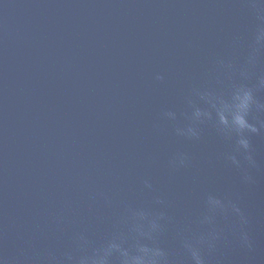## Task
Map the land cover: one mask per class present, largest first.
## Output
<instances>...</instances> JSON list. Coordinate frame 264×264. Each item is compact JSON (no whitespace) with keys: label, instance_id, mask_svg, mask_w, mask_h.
I'll return each instance as SVG.
<instances>
[{"label":"water","instance_id":"obj_1","mask_svg":"<svg viewBox=\"0 0 264 264\" xmlns=\"http://www.w3.org/2000/svg\"><path fill=\"white\" fill-rule=\"evenodd\" d=\"M261 29L264 0H0V264H264Z\"/></svg>","mask_w":264,"mask_h":264},{"label":"clouds","instance_id":"obj_2","mask_svg":"<svg viewBox=\"0 0 264 264\" xmlns=\"http://www.w3.org/2000/svg\"><path fill=\"white\" fill-rule=\"evenodd\" d=\"M258 42H264V29H261L257 35ZM163 77L158 76L157 79H162ZM264 83V81H262ZM254 102L252 91L249 89L241 88L237 90L233 97V102L231 104H222V106L217 110V115L219 119V124L223 127L224 130L229 132H234L238 137V145L247 151L250 148L249 139L247 138L246 133H255L258 129L253 126L248 120V114L250 112L251 106ZM199 110L196 112L197 116H200ZM192 135H196L193 129L188 130ZM248 160L251 162L252 157L249 155ZM234 163H239L235 157H232ZM210 203L213 205L222 206L221 201L211 200ZM237 212L240 210L235 209ZM155 227V226H154ZM243 240L248 241L246 234L243 235ZM118 248L117 245L113 244L108 250L104 257L94 259L92 264H107V255L110 254L111 249ZM142 255L132 257L130 260L127 259V252H124L123 255L126 257L125 264H157V257L163 255L160 250H152L147 247H141L139 250ZM193 258L196 261V264H203L200 254L198 251L193 250ZM81 264H88L87 260L81 261Z\"/></svg>","mask_w":264,"mask_h":264}]
</instances>
